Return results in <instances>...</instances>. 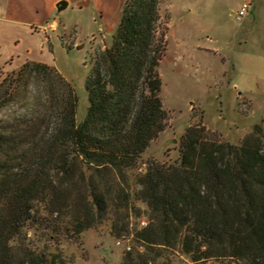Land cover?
Returning a JSON list of instances; mask_svg holds the SVG:
<instances>
[{
	"label": "trees",
	"instance_id": "obj_1",
	"mask_svg": "<svg viewBox=\"0 0 264 264\" xmlns=\"http://www.w3.org/2000/svg\"><path fill=\"white\" fill-rule=\"evenodd\" d=\"M164 1H124L109 43L93 53L81 121L77 92L55 66L29 60L0 81V109L23 91L26 99L37 92L29 112L0 118V264H66L30 233L76 241L108 217L112 200H127L128 170L166 126L159 71L168 33ZM138 184L150 220L134 237L146 247L129 250L122 264H173L152 253L177 246L195 262L264 264L261 125L239 144L190 125L178 158L152 160ZM120 206L113 209L116 234L129 230Z\"/></svg>",
	"mask_w": 264,
	"mask_h": 264
},
{
	"label": "rangeland",
	"instance_id": "obj_2",
	"mask_svg": "<svg viewBox=\"0 0 264 264\" xmlns=\"http://www.w3.org/2000/svg\"><path fill=\"white\" fill-rule=\"evenodd\" d=\"M124 1L88 0L83 8L78 4L56 7L58 25L48 35L35 27L5 22L0 10V81L29 60L55 66L73 84L78 95L76 119L83 120L93 53L109 43ZM250 1L252 10L247 15L232 14ZM161 10L168 25L159 66L165 129L128 170L129 196L112 200L104 221L84 229L76 241L55 237L52 231L44 236L30 233L41 248L61 253L66 264H122L129 250L145 249L134 237L135 230L145 226L141 220H150L148 207L136 196L138 178L152 160L178 158L188 126H205L210 136L237 144L255 125L264 130V0H165ZM36 93L32 90L29 99L24 91L10 97L0 109V118L29 112ZM115 204L121 205L119 210L129 221V230L118 234L112 229ZM61 219L69 220L67 215ZM157 253L162 254L158 260L170 259L173 264H237L228 258L195 262L179 246L154 247L152 256Z\"/></svg>",
	"mask_w": 264,
	"mask_h": 264
},
{
	"label": "crops",
	"instance_id": "obj_3",
	"mask_svg": "<svg viewBox=\"0 0 264 264\" xmlns=\"http://www.w3.org/2000/svg\"><path fill=\"white\" fill-rule=\"evenodd\" d=\"M59 1L60 0H0L1 17L5 22L35 27L37 30L48 35V32L56 30L58 25L55 14ZM87 3L88 0H67V7L72 4H78L83 8ZM244 3L245 2H243L242 5ZM251 10L252 3L245 15ZM237 12H232V14L236 15L235 13Z\"/></svg>",
	"mask_w": 264,
	"mask_h": 264
},
{
	"label": "built area",
	"instance_id": "obj_4",
	"mask_svg": "<svg viewBox=\"0 0 264 264\" xmlns=\"http://www.w3.org/2000/svg\"><path fill=\"white\" fill-rule=\"evenodd\" d=\"M250 7H251V2H245L242 5V7L238 10V12L235 13L236 16L238 18H241L242 16H244L248 12V10H249ZM141 223H142V225H146L148 223V221L141 220Z\"/></svg>",
	"mask_w": 264,
	"mask_h": 264
},
{
	"label": "water",
	"instance_id": "obj_5",
	"mask_svg": "<svg viewBox=\"0 0 264 264\" xmlns=\"http://www.w3.org/2000/svg\"><path fill=\"white\" fill-rule=\"evenodd\" d=\"M67 5V0H60L57 4L58 9H62Z\"/></svg>",
	"mask_w": 264,
	"mask_h": 264
}]
</instances>
